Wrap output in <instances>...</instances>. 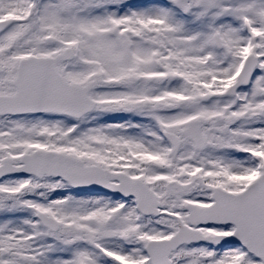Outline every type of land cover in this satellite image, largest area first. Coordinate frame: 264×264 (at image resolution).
I'll return each instance as SVG.
<instances>
[{"label":"snow or ice","instance_id":"6c2138e0","mask_svg":"<svg viewBox=\"0 0 264 264\" xmlns=\"http://www.w3.org/2000/svg\"><path fill=\"white\" fill-rule=\"evenodd\" d=\"M0 264H264V0H0Z\"/></svg>","mask_w":264,"mask_h":264}]
</instances>
